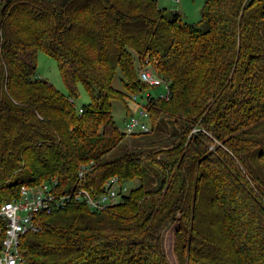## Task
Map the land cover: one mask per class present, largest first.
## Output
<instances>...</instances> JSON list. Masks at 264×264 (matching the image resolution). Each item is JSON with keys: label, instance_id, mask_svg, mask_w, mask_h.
Wrapping results in <instances>:
<instances>
[{"label": "trees", "instance_id": "1", "mask_svg": "<svg viewBox=\"0 0 264 264\" xmlns=\"http://www.w3.org/2000/svg\"><path fill=\"white\" fill-rule=\"evenodd\" d=\"M38 50L67 91L38 74ZM146 63L167 97L138 77ZM144 90L151 130L170 117L175 139L106 156L129 134L111 99L129 112ZM263 120L264 0H203L197 22L157 0H0V200L23 182L70 184L83 162L92 192L113 174L126 186L106 209L70 199L38 213L25 264H264Z\"/></svg>", "mask_w": 264, "mask_h": 264}, {"label": "built area", "instance_id": "2", "mask_svg": "<svg viewBox=\"0 0 264 264\" xmlns=\"http://www.w3.org/2000/svg\"><path fill=\"white\" fill-rule=\"evenodd\" d=\"M137 73L145 82L163 85V90L157 94L168 96L167 81L150 64L138 65ZM149 94L151 93L148 90H144V97H139L137 92L130 94L129 100L135 107L124 120L122 130L126 133L151 130L146 121L147 110L143 105ZM88 167L89 163H81L77 169L76 180L70 184L61 187L55 177L33 183L23 182L15 194L0 200V264L24 263L21 236L28 230H37L40 227L36 216L38 213L61 208L70 199L85 201L92 210L106 209L122 199L121 192L126 186L115 174L106 177L100 191L92 192L91 187L82 182Z\"/></svg>", "mask_w": 264, "mask_h": 264}, {"label": "rangeland", "instance_id": "3", "mask_svg": "<svg viewBox=\"0 0 264 264\" xmlns=\"http://www.w3.org/2000/svg\"><path fill=\"white\" fill-rule=\"evenodd\" d=\"M158 4L166 7V9H177L184 20L190 22H197L200 17V7L203 0H157ZM36 70L39 75L45 77L50 81L55 87L62 91H67L66 87L60 76L56 61L50 55L46 54L42 50L37 51L36 55ZM119 71L113 76V84L117 87H120V81L118 78ZM77 96L74 97V102L77 106L88 100V95L81 84L77 86ZM154 94L163 90V85L156 84L154 87L148 88ZM127 104L131 106L128 111H126L123 103L117 99H111V114L112 117L119 128L122 129L124 120L128 113L132 111L133 103L131 100L127 99ZM257 131L260 134L264 135V120L257 124ZM177 127L170 117H160L154 124L153 129L150 132H139V133H129L123 140L119 141L112 150L108 151L106 156L110 157L120 152L123 148H134L140 143V146L145 149H153L157 147H162L164 145H169L176 137ZM151 141H156L155 143H150ZM261 144L264 147V140H261ZM143 159V157H142ZM147 163V162H146ZM156 171L160 174L159 169L151 164L150 167H147V174L149 175V182L152 186L157 183L159 174H156ZM133 184V182H130ZM127 183L128 185L130 184ZM167 240V238H166ZM170 243V242H169ZM25 264V263H23Z\"/></svg>", "mask_w": 264, "mask_h": 264}, {"label": "crops", "instance_id": "4", "mask_svg": "<svg viewBox=\"0 0 264 264\" xmlns=\"http://www.w3.org/2000/svg\"><path fill=\"white\" fill-rule=\"evenodd\" d=\"M129 106V105H128ZM130 108H131V106H129ZM135 107V105H134V103H133V107H132V109Z\"/></svg>", "mask_w": 264, "mask_h": 264}]
</instances>
